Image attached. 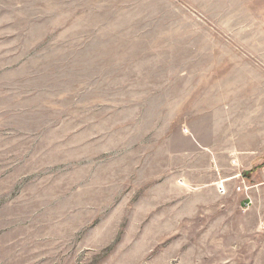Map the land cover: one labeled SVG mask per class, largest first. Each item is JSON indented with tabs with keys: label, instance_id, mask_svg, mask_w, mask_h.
<instances>
[{
	"label": "rangeland",
	"instance_id": "374dc122",
	"mask_svg": "<svg viewBox=\"0 0 264 264\" xmlns=\"http://www.w3.org/2000/svg\"><path fill=\"white\" fill-rule=\"evenodd\" d=\"M261 101L264 0H0V264H264Z\"/></svg>",
	"mask_w": 264,
	"mask_h": 264
},
{
	"label": "crops",
	"instance_id": "0c3cea01",
	"mask_svg": "<svg viewBox=\"0 0 264 264\" xmlns=\"http://www.w3.org/2000/svg\"><path fill=\"white\" fill-rule=\"evenodd\" d=\"M258 90L259 89H256V95L260 96L259 94H261V92L259 91L261 90L259 91ZM256 106L257 108H259L258 110H260V112L264 113V101H261L260 104H256ZM241 129H243L242 126L240 127L237 126L236 130H234V132H238L239 137L237 138H243V133ZM250 132H251L250 138H262V140H264V119L263 118L259 119L257 117L254 121H252L250 124ZM239 150L238 151L241 154L238 155L237 158L234 159L235 161L234 165H238L239 170L242 169L244 171L245 176H251L250 178L252 181L255 182L254 184L262 183L264 181V164H261L262 162H261L260 157L256 158V155H255L256 153L252 150H249V149H246V150L239 149ZM248 153H252V154H248ZM260 165L261 167H259ZM259 187H264V186L263 184H261L260 186H257L256 188H259Z\"/></svg>",
	"mask_w": 264,
	"mask_h": 264
},
{
	"label": "built area",
	"instance_id": "2783aa9c",
	"mask_svg": "<svg viewBox=\"0 0 264 264\" xmlns=\"http://www.w3.org/2000/svg\"><path fill=\"white\" fill-rule=\"evenodd\" d=\"M235 163V162H234ZM242 178V174H241V172H238L237 173V175H236V178ZM251 187H248L247 186V184H246V181L242 178V181H241V183L236 187V189L238 190V191H245V190H248V189H250ZM245 189V190H244Z\"/></svg>",
	"mask_w": 264,
	"mask_h": 264
}]
</instances>
